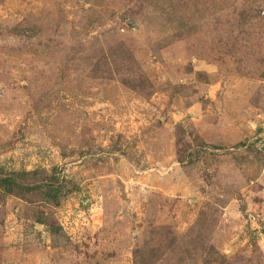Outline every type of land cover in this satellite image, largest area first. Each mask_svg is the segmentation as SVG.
Instances as JSON below:
<instances>
[{
    "label": "rangeland",
    "instance_id": "374dc122",
    "mask_svg": "<svg viewBox=\"0 0 264 264\" xmlns=\"http://www.w3.org/2000/svg\"><path fill=\"white\" fill-rule=\"evenodd\" d=\"M0 173V264H264V0H0Z\"/></svg>",
    "mask_w": 264,
    "mask_h": 264
},
{
    "label": "trees",
    "instance_id": "16d2710c",
    "mask_svg": "<svg viewBox=\"0 0 264 264\" xmlns=\"http://www.w3.org/2000/svg\"><path fill=\"white\" fill-rule=\"evenodd\" d=\"M16 175H2L0 173V189H3V192L6 194H11L16 188L22 186L17 179ZM34 188H39L38 185H35ZM56 200L57 196L53 197Z\"/></svg>",
    "mask_w": 264,
    "mask_h": 264
}]
</instances>
